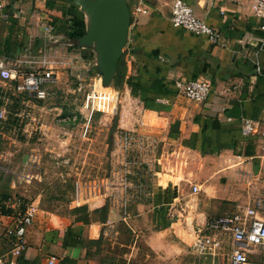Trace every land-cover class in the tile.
Wrapping results in <instances>:
<instances>
[{
  "label": "rangeland",
  "instance_id": "obj_1",
  "mask_svg": "<svg viewBox=\"0 0 264 264\" xmlns=\"http://www.w3.org/2000/svg\"><path fill=\"white\" fill-rule=\"evenodd\" d=\"M56 30L62 35L56 42L41 37L35 49L23 46L12 59L48 61L57 80L45 99L0 80V223L8 225L28 206L36 208L38 230L97 222L99 237H82L86 264H227L229 241L216 254L195 245L199 230L211 233L204 225L212 214L205 186L191 192L196 181L185 170L195 160L168 143L161 128H145L154 117L122 84L102 85L94 48L71 46L65 27ZM170 169H184V178H173L180 185L157 186ZM172 217L182 220L179 227L162 228L163 218ZM167 246L182 251L169 255ZM252 249L249 262L264 264V247Z\"/></svg>",
  "mask_w": 264,
  "mask_h": 264
},
{
  "label": "crops",
  "instance_id": "obj_2",
  "mask_svg": "<svg viewBox=\"0 0 264 264\" xmlns=\"http://www.w3.org/2000/svg\"><path fill=\"white\" fill-rule=\"evenodd\" d=\"M127 1L131 22L121 84L142 110L154 117L155 123L145 128H161L168 143L177 144L195 160L185 171L188 179L196 181L191 186L197 185L199 191L205 186L203 200L209 204L210 218L252 205L264 196V137L243 136L239 124L249 119L264 129V32L248 12L247 0H183L221 32V44L172 26V0ZM139 5L146 11L135 14ZM10 23L23 29L22 47L35 49L49 25L60 37L56 28L61 24L68 34L83 31L87 17L75 0H0L2 57ZM129 44L131 51H127ZM189 80L210 84L206 100H188L177 90V81ZM178 176L185 177L184 169L161 172L155 182L157 186H179L178 179L173 180ZM228 205L234 208L226 212L223 209ZM113 217L110 213L107 223ZM1 225L3 255L10 244ZM101 230L97 222L84 229L63 230H38L31 225L26 233L27 248L16 264H48L51 256H55V264H86L82 237L96 240ZM164 250L171 255L182 248L167 246Z\"/></svg>",
  "mask_w": 264,
  "mask_h": 264
},
{
  "label": "built area",
  "instance_id": "obj_3",
  "mask_svg": "<svg viewBox=\"0 0 264 264\" xmlns=\"http://www.w3.org/2000/svg\"><path fill=\"white\" fill-rule=\"evenodd\" d=\"M247 10L256 18L259 30L264 32V0H247ZM145 11L143 5L134 9L135 14ZM169 20L172 26L202 36L212 44L223 42L221 32L198 17L191 6L183 0H172ZM56 35L49 25L41 37L44 41L56 42L58 38ZM68 44L72 45L70 42ZM47 63L48 61L43 57L39 60L29 57L25 60H8L0 56V80L13 82V89L17 93L29 98L45 99L49 86L57 80V76L52 68L46 65ZM257 70H260L259 67ZM175 85L186 99L192 101H204L211 92V86L206 81H177ZM0 115L2 116V111ZM239 127L243 136L258 134L264 137V129H259L252 120L243 119ZM191 192L196 194L199 192V187L193 184ZM35 213L36 208L28 206L23 214L17 216L8 225H1L10 248L6 254L0 255V264H16V259L26 250L28 245L26 233L33 223ZM204 229L211 233L202 234L201 230L197 233L195 245L199 252L208 251L216 254L222 249V244L229 241L232 249L227 264H251L248 254L254 250L252 248L264 247V196L243 209L210 218L205 223ZM218 232L223 237L220 238ZM55 260V256H51L48 264H55Z\"/></svg>",
  "mask_w": 264,
  "mask_h": 264
},
{
  "label": "water",
  "instance_id": "obj_4",
  "mask_svg": "<svg viewBox=\"0 0 264 264\" xmlns=\"http://www.w3.org/2000/svg\"><path fill=\"white\" fill-rule=\"evenodd\" d=\"M87 17L76 46L94 48L101 83L108 86L128 42L131 12L127 0H75Z\"/></svg>",
  "mask_w": 264,
  "mask_h": 264
},
{
  "label": "trees",
  "instance_id": "obj_5",
  "mask_svg": "<svg viewBox=\"0 0 264 264\" xmlns=\"http://www.w3.org/2000/svg\"><path fill=\"white\" fill-rule=\"evenodd\" d=\"M22 32H23V29L17 23H10L8 25L7 35H6L4 44H3V56H5L7 58H14L16 53H18L20 51V49L22 47V42H21ZM83 32H84V30L83 31H72L69 33L70 39L72 40L71 46H76L75 39H77L78 36L82 35ZM130 48H131V45L129 44L127 46V51H131ZM121 65H122V56L118 60L116 70H115V73L113 76V81H114L115 86H118L119 84L121 85V81H122V77H123ZM128 80H129V78H128ZM116 81H117V84H116ZM140 97L142 99V96H140ZM181 222H182V220L180 218L179 219L173 218V217L172 218H163L161 227L165 228V227H168L170 225L175 227V226H178ZM69 232H70V230H69Z\"/></svg>",
  "mask_w": 264,
  "mask_h": 264
}]
</instances>
